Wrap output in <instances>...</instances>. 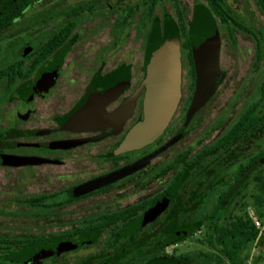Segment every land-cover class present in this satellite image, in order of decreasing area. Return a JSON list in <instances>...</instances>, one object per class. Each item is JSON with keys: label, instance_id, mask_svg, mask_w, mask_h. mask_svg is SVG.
Masks as SVG:
<instances>
[{"label": "flooded vegetation", "instance_id": "1", "mask_svg": "<svg viewBox=\"0 0 264 264\" xmlns=\"http://www.w3.org/2000/svg\"><path fill=\"white\" fill-rule=\"evenodd\" d=\"M181 3L190 23L192 13ZM255 3L264 12V0ZM220 4V14L212 17L224 76L213 95L182 129L196 85L182 38V97L174 116L152 143L119 151L144 118L148 35L156 23L164 29L166 13L180 22L173 1L0 0V50L14 52L0 58L3 105L12 110L0 122V169L5 179L12 174L0 195L17 189L0 202V217L6 220H0V264H196L195 254L206 241L207 260L217 264L218 252L209 244L211 227L240 220L250 225L259 209L260 171L264 175L260 58L253 59L252 72L241 79L243 88L232 95L245 104L237 110L223 107L202 128L228 76L223 51L235 48L245 31L241 7L228 0ZM246 32L256 39L258 55L259 35L249 27ZM117 49L129 54L116 59ZM131 49L142 50L141 62L131 59ZM115 87L119 92L103 104ZM101 105L107 117L85 120V108L94 112ZM250 110L252 124H243ZM240 120L236 139H230ZM8 155L44 160L12 165L5 163ZM26 177L45 178L46 185L29 187L26 194L27 186L16 184ZM258 239L259 231L248 248L252 264ZM187 241L190 247L182 248Z\"/></svg>", "mask_w": 264, "mask_h": 264}, {"label": "water", "instance_id": "2", "mask_svg": "<svg viewBox=\"0 0 264 264\" xmlns=\"http://www.w3.org/2000/svg\"><path fill=\"white\" fill-rule=\"evenodd\" d=\"M191 49L195 64L196 85L188 108L187 119L182 129L215 92L224 72L220 68L221 39L216 21L207 15L191 32ZM182 47L177 29L165 37L156 36L149 40L144 62V79L146 88L144 97V118L136 123L126 135L119 151L143 147L156 140L166 129L174 116L182 97ZM119 87L111 88L104 98L107 102L119 92ZM102 104V102H101ZM85 108V120L95 115L98 119L107 117L104 105L96 111ZM92 115V116H91ZM179 133L167 145L181 135ZM166 145V146H167ZM165 146V147H166ZM158 150L154 153H157ZM5 163L23 165L43 162L40 157L7 156Z\"/></svg>", "mask_w": 264, "mask_h": 264}, {"label": "trees", "instance_id": "3", "mask_svg": "<svg viewBox=\"0 0 264 264\" xmlns=\"http://www.w3.org/2000/svg\"><path fill=\"white\" fill-rule=\"evenodd\" d=\"M175 8L178 9L179 13V23H177L170 14L166 13L164 15V29L161 30L157 23L154 26L153 33L148 35L149 40L156 38V36L165 37L169 32L177 29L181 39L182 47V38H184V47L187 48V57L190 66V72L192 78H195V64L191 49V32L196 29V25L206 18L207 15L220 14L221 4L220 0H195L192 9V20L188 22V17L185 15L180 0H172ZM208 4V6H207ZM156 1L152 2L151 8L149 9L148 15L154 11ZM185 10L186 7H185ZM215 14V15H216ZM244 30H247V27L243 26ZM147 42V43H148ZM262 55L261 50H258L257 57L260 58ZM194 86V83H193ZM259 112L262 115L259 119V129L260 133H264V86L261 90V96L259 98ZM254 111L250 110L243 117V124L249 122V125L252 124ZM242 126L241 120L234 126L230 132L229 138L236 139L237 133ZM247 125L243 126V130H246ZM258 203L259 209L257 210V216L260 218L264 217V175L260 171L258 176ZM209 232L210 240L209 244L211 248L217 250L215 256L217 258V264H244L246 259L249 257L248 248L252 242H254L258 235V230L256 229L253 221L248 222L240 220L238 223H227L222 225H217L211 227ZM218 236L219 238L214 240L213 237ZM205 246L201 247L197 253V262L196 264H213L207 260V241L204 243ZM224 254L223 257L221 254ZM255 264H264V232L260 235L258 239V253L255 256Z\"/></svg>", "mask_w": 264, "mask_h": 264}, {"label": "rangeland", "instance_id": "4", "mask_svg": "<svg viewBox=\"0 0 264 264\" xmlns=\"http://www.w3.org/2000/svg\"><path fill=\"white\" fill-rule=\"evenodd\" d=\"M181 1L183 2L187 10L190 11V9H192L193 7V3L195 0H181ZM228 2L232 6L239 5L241 7V9L243 10V14L240 18V21L246 27H249L252 30L256 31V33L259 35L262 55L260 57L261 60L259 61L258 67L261 68V71H259L260 76L261 74L264 75V12L259 11L257 9L255 0H228ZM165 9L171 10V5L165 6ZM260 31H262L263 34H260L259 33ZM132 39L134 43L137 42V48H138L139 40L135 36L134 31L132 32ZM237 42H238V45L235 48L232 49L229 46H226L223 51L222 57L224 61V67L228 71V76L226 78V81L222 85V88H221L222 92L218 94V96L211 103V105L209 106L208 113L206 110L204 114L206 118H205V121L203 122L202 128L205 127V125H207L209 121L212 120L217 114H219L221 110H223V107L232 106L234 108L236 106L235 110H237L240 106H243L246 102L244 101V99H241V98L238 99L236 97H232V95L234 93V90L237 89V87L243 88L244 85H241L240 83L243 75L247 72L251 73L254 68L252 66V62H253V59L257 57L256 50H255L256 39L250 33L246 32L245 30L243 34L237 36ZM134 45L135 44H133V46ZM11 46L16 49L18 45L14 44L13 42ZM130 51L132 53L131 59H134L138 63L141 62L142 50L141 49H136V50L131 49ZM128 52H129L128 49H124V50L117 49L115 51V57L116 59H118L119 57H123L124 54L126 55L129 54ZM6 56L14 57V52L9 51L8 48L4 49L2 47L0 50V58H2L3 60V58H6ZM110 59L112 60V57ZM4 63L5 62L1 61V65H4ZM185 68L186 69L188 68L187 60H185ZM186 69L184 71L185 83L186 81H188ZM239 85L241 86L239 87ZM1 89H4L3 83L0 85V122L2 121V119H4L2 117L3 114H5L4 116L9 117L11 116V113H12V110H10L9 108L4 109L5 107L3 104L7 102V98L3 95V92ZM252 99H255V98H252ZM7 106L10 107V105L8 104ZM3 122L4 124L6 123L5 120ZM196 134L197 132L195 133L193 132V134L189 135L188 138L185 139V143L191 140L192 137ZM3 175L4 173L0 169V190L4 186V182L12 181L11 172H9V176L7 175V179H5ZM16 184L27 186L25 188L26 194H28L29 187H33L34 190H40L42 189L43 185H46L45 178H41V177H35L32 180L26 177V178L20 179V181L17 182ZM16 190L17 189H15L14 191L12 188H10V189H7L8 192L4 191L3 194L0 195V202H5L6 200L5 198L7 199L10 198L9 196H11V192L14 191L13 193H15ZM0 220L6 221L2 217H0ZM190 245L191 244L187 241L183 245H181V247L186 249V248H189Z\"/></svg>", "mask_w": 264, "mask_h": 264}, {"label": "built area", "instance_id": "5", "mask_svg": "<svg viewBox=\"0 0 264 264\" xmlns=\"http://www.w3.org/2000/svg\"><path fill=\"white\" fill-rule=\"evenodd\" d=\"M253 222H254V225L258 228L259 237H260V235L264 232V217L260 218L258 216H254ZM245 264H252L250 256L248 257V259H246Z\"/></svg>", "mask_w": 264, "mask_h": 264}]
</instances>
